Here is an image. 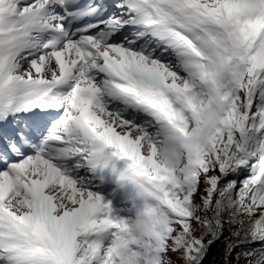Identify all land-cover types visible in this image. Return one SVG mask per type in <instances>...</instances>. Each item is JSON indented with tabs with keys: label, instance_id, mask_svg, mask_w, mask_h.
<instances>
[{
	"label": "snow or ice",
	"instance_id": "snow-or-ice-1",
	"mask_svg": "<svg viewBox=\"0 0 264 264\" xmlns=\"http://www.w3.org/2000/svg\"><path fill=\"white\" fill-rule=\"evenodd\" d=\"M0 264H264V0H0Z\"/></svg>",
	"mask_w": 264,
	"mask_h": 264
},
{
	"label": "rangeland",
	"instance_id": "rangeland-1",
	"mask_svg": "<svg viewBox=\"0 0 264 264\" xmlns=\"http://www.w3.org/2000/svg\"><path fill=\"white\" fill-rule=\"evenodd\" d=\"M143 151V150H142ZM113 189H116L115 196H112ZM125 189L117 188L115 184H108L105 186L104 195L112 198L114 209H119L122 206L123 193ZM123 214V213H121Z\"/></svg>",
	"mask_w": 264,
	"mask_h": 264
},
{
	"label": "trees",
	"instance_id": "trees-1",
	"mask_svg": "<svg viewBox=\"0 0 264 264\" xmlns=\"http://www.w3.org/2000/svg\"><path fill=\"white\" fill-rule=\"evenodd\" d=\"M217 247H219V245ZM213 254L215 255V249H214V253Z\"/></svg>",
	"mask_w": 264,
	"mask_h": 264
}]
</instances>
